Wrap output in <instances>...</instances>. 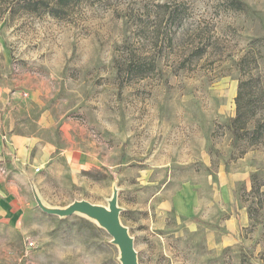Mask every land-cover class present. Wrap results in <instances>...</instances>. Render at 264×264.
Here are the masks:
<instances>
[{"label":"rangeland","instance_id":"374dc122","mask_svg":"<svg viewBox=\"0 0 264 264\" xmlns=\"http://www.w3.org/2000/svg\"><path fill=\"white\" fill-rule=\"evenodd\" d=\"M233 1L70 0L53 16L0 0L7 134L54 143L32 167L51 205H105L117 178L139 264H264V0ZM18 198L0 264H119L94 223Z\"/></svg>","mask_w":264,"mask_h":264},{"label":"crops","instance_id":"0c3cea01","mask_svg":"<svg viewBox=\"0 0 264 264\" xmlns=\"http://www.w3.org/2000/svg\"><path fill=\"white\" fill-rule=\"evenodd\" d=\"M3 91L4 89L0 88V100L3 98ZM8 111L0 108V206L2 208L0 215L2 216L15 213L18 210V190L20 189V185L25 188L28 194H31L26 178L15 166H19L32 179H36L37 177L32 172V167L44 168L48 165L47 163L55 152L54 143L44 141L39 136L10 133V130L7 134L6 126L1 117L8 115ZM76 153H79L76 149H69L68 154L70 156L74 157ZM8 171L10 172L9 176L6 175ZM12 178L17 180V186L14 185ZM34 181H36L38 186L39 181Z\"/></svg>","mask_w":264,"mask_h":264},{"label":"water","instance_id":"95a60500","mask_svg":"<svg viewBox=\"0 0 264 264\" xmlns=\"http://www.w3.org/2000/svg\"><path fill=\"white\" fill-rule=\"evenodd\" d=\"M15 168L26 178L35 205L43 213L60 219L73 215L87 219L109 235V243L117 249L119 264H139L134 248V237L130 234L128 226L121 220L124 208L119 204L120 187L117 178L112 181L111 192L105 198V205L94 204L85 199H74L64 206H54L42 197L34 179L19 166L16 165Z\"/></svg>","mask_w":264,"mask_h":264},{"label":"trees","instance_id":"16d2710c","mask_svg":"<svg viewBox=\"0 0 264 264\" xmlns=\"http://www.w3.org/2000/svg\"><path fill=\"white\" fill-rule=\"evenodd\" d=\"M35 0H29V2L31 3V6L33 8V10H37L40 6V3L43 5L42 7H44L45 10H47V12L53 16H57L59 13L58 11L61 9V7H65L68 2L70 0H41L40 2L37 0L36 2H34ZM234 3V7L237 9H241V10H245V6L239 2V1H233ZM144 70L141 69V67L139 68L138 65H129L128 68L125 70L126 72V76H129L130 74H132V72H134V74L138 77H144L145 73L143 72ZM134 75V76H135ZM242 86V83L239 84V91L237 92L236 98H235V103L237 105L236 110H235V116L233 117L231 124H230V131H231V138H232V144H235L239 138L241 137V133L243 132V130H245V124L247 122V118L243 117V113L240 110V100L242 101V93L240 92V88ZM244 134V133H242ZM255 179V175L252 176V180ZM253 185L251 188V191L254 190V186L255 184V180L252 181ZM257 189V187H256Z\"/></svg>","mask_w":264,"mask_h":264},{"label":"built area","instance_id":"2783aa9c","mask_svg":"<svg viewBox=\"0 0 264 264\" xmlns=\"http://www.w3.org/2000/svg\"><path fill=\"white\" fill-rule=\"evenodd\" d=\"M31 245V243H29Z\"/></svg>","mask_w":264,"mask_h":264}]
</instances>
